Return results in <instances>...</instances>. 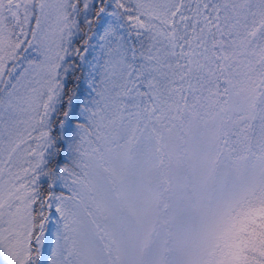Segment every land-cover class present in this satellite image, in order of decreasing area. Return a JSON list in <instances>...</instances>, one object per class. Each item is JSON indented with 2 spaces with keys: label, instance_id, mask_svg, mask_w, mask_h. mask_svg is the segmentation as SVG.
<instances>
[{
  "label": "snow or ice",
  "instance_id": "6c2138e0",
  "mask_svg": "<svg viewBox=\"0 0 264 264\" xmlns=\"http://www.w3.org/2000/svg\"><path fill=\"white\" fill-rule=\"evenodd\" d=\"M80 2L0 0V264H264V0Z\"/></svg>",
  "mask_w": 264,
  "mask_h": 264
},
{
  "label": "rangeland",
  "instance_id": "374dc122",
  "mask_svg": "<svg viewBox=\"0 0 264 264\" xmlns=\"http://www.w3.org/2000/svg\"><path fill=\"white\" fill-rule=\"evenodd\" d=\"M81 2H82V0H81ZM91 18H92V17H91ZM92 19L94 20V19H95V17H93ZM33 23H34V22H33ZM74 39H75V38H74ZM79 43H80V41H79V40H77V42H76V44H75V45H76V47H80V45H81V44H79ZM23 55H24V56H27L28 54H23ZM25 62H26V61H25ZM21 127H23V126H21Z\"/></svg>",
  "mask_w": 264,
  "mask_h": 264
}]
</instances>
